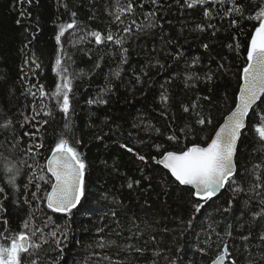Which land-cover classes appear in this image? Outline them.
Masks as SVG:
<instances>
[{
  "label": "trees",
  "instance_id": "obj_1",
  "mask_svg": "<svg viewBox=\"0 0 264 264\" xmlns=\"http://www.w3.org/2000/svg\"><path fill=\"white\" fill-rule=\"evenodd\" d=\"M127 2L119 0V6ZM239 2L245 5V16L258 6V0ZM117 6L118 0H32L30 5L26 0H0V123L12 119L18 133L22 131L20 113L32 110L33 98L26 89L43 84L50 92L56 83L52 64L58 49V25L72 19L78 23L62 38L64 49L75 61L70 70L90 73L95 60L89 59V54L94 58L104 55L98 74L73 81L78 88L68 138L88 164L87 198L70 216L51 211L44 202L39 207L33 202L30 209L23 204L22 195L30 170L22 167L16 180L18 191L14 192L0 160V187L8 194L6 200L0 194V205L7 209L0 212V218L10 221L12 232L20 230L26 218L31 226L47 223L45 233L57 231L64 251L60 252L54 242L44 245L38 257L41 264H63L65 256L68 264H171L173 259L178 264H211L225 244L230 252L225 264H264V241L260 239L264 217L253 219V213L261 208L259 197L246 206L250 194L234 196L226 186L212 200L203 202L204 208L196 213L192 189L174 183L170 174L152 160L157 155L155 144L179 151L194 143L206 146L210 142L235 105L256 22L241 20L232 27L230 20L240 19L236 14H227L232 0H209L192 8L184 0H160L156 8L150 0H137L134 15L122 17L123 23L114 22ZM205 9L210 11L209 17L204 16ZM22 11L30 15L21 17ZM150 11L157 13L156 27L147 34L138 32L137 26L147 23L144 14ZM129 25L132 34L126 35L123 29ZM91 31L103 35L111 31L123 37L126 62L121 63L118 46L95 45L87 35ZM81 36L83 41L77 42ZM177 51L182 55L174 60ZM34 59L41 65L35 74L31 63ZM110 70H118L119 76L110 74ZM106 84L111 91L102 92ZM98 97L107 103L87 104L89 98ZM262 101L264 96L251 110L237 146L236 180L245 189L253 182L249 171L252 166L264 164V150L253 128L259 123L257 112L264 111ZM35 103L39 107V98ZM44 103L50 108L54 105L47 99ZM185 107L190 111L185 112ZM200 116L210 118L211 124H197ZM57 121L59 131L63 126L59 115ZM182 130H187V136ZM173 134L179 137V143L167 140ZM7 135L0 133V155L20 166L23 152L11 150ZM54 139L49 135L47 144L50 146ZM27 143L25 137L24 145ZM121 144L134 151L128 152ZM136 153L145 155L147 161H139ZM48 155L50 147L41 149L37 162L43 165ZM130 180L139 184L129 189ZM42 188L50 191V184L42 183ZM35 190L34 184L27 189L28 193ZM17 197L20 206L13 202ZM229 200L233 201L232 207L225 212ZM228 231L231 236L226 235ZM244 236L248 239H242Z\"/></svg>",
  "mask_w": 264,
  "mask_h": 264
},
{
  "label": "snow or ice",
  "instance_id": "obj_2",
  "mask_svg": "<svg viewBox=\"0 0 264 264\" xmlns=\"http://www.w3.org/2000/svg\"><path fill=\"white\" fill-rule=\"evenodd\" d=\"M21 2L23 3L24 0H21ZM26 2L30 5L32 0H26ZM208 2L209 0H191V2L190 0H184L188 8ZM211 2L215 3L217 0H211ZM219 2L223 3L224 0H219ZM232 3L233 6L228 10L227 14L229 16L236 14L240 17V19L230 20L232 27L238 26L241 20L256 22L253 25L254 31L251 33L247 45V64L242 69V83L235 97V107L225 117L224 123L220 125L214 137L211 138L206 146L194 143L179 151H174L166 150L162 144H155L157 155H154L152 160L170 174L174 183L180 186H190L192 189L191 196L193 197L192 208L196 213H200L204 208L203 202L212 200L221 189L227 186L234 196L240 193L250 194L249 200L244 202L246 206L252 199L259 197L260 211L253 213V219H256L257 217H264V171H262L264 164H254L252 166L249 171L253 177V182L248 189H245L236 180L238 172L235 157L238 150V140L242 135V130L246 128V118L250 115V110H255L256 102L264 96V0H258L256 11L247 16L244 14V4L240 3L239 0H232ZM150 4L156 8L159 6L160 0H150ZM136 7L137 0H128L125 6H119L118 0V6L114 12V22L123 23L122 17L134 15ZM139 7L143 8L144 5L140 3ZM20 15L24 17L30 15V13L22 11ZM75 15V13H72L73 17ZM156 15V11L145 13L144 19L147 23L138 25L137 31L147 34L149 29L156 27ZM210 15V11L205 9L204 16L209 17ZM17 23L19 24L21 21L17 20ZM132 24H136L134 19ZM77 27L78 23L75 19L58 25V31L55 35L58 49L52 64V72L57 77L56 83L50 92L43 84H32L26 89L27 94L33 98V104L29 114L20 113L22 121L19 122V128L22 131L17 132L16 127H14L15 122L10 118L0 123V133H8L5 136V140L11 145V150L19 149L24 156L19 161L20 166H17L7 156L0 155V160L4 163V171L8 175L7 183L12 186L14 192L18 191L16 180L21 175L22 167H26L30 171L27 173L29 177L28 183L24 186L25 190L22 193L24 196L23 204L28 205L31 209L33 202L37 203V207H39L40 202H44L51 211L69 216L72 214L73 209H77L78 205L87 198L88 187V164L83 154L73 146L68 138L73 128L74 104L78 88L73 81L86 75L98 74L97 70L101 69V61L104 60L103 54L98 58H94L89 54V59L95 60L92 72L85 73L83 69L79 72L70 70L71 65L75 61L64 49L62 38L65 37L69 30H75ZM201 30H203L202 27ZM123 33L131 35V25L125 27ZM87 35L94 40L97 46L107 47L109 43L118 46L121 53V63L126 62L127 49L123 47V37H117L111 31L107 35H103L99 31H91ZM83 39L84 37L81 36L77 42L83 41ZM204 47L207 48L208 45H204ZM236 47L237 49L240 47L239 43H237ZM181 55L177 51L173 55V59L179 60ZM25 63L29 62L25 61ZM31 63L35 65V69L32 70L33 74H35L36 69H40L41 65L35 59ZM110 74L119 76V71L110 70ZM24 78L22 77V79ZM137 79L139 80V77ZM208 79H211V77H208ZM101 91H111V87L106 84ZM37 98H39V107L35 103ZM45 99L54 101V105L50 108L48 104L44 103ZM161 99L166 101L167 97L162 95ZM205 99L208 98L205 97ZM106 103L107 100L102 97L89 98L87 100L89 106ZM192 108H196L195 103ZM183 110L185 112L190 111L188 107ZM57 115L60 116L63 123L59 131L57 130L59 127ZM257 116L259 123L253 125V128L262 144V150H264V111L257 112ZM211 122L210 118L206 119L202 116L196 120V123L202 126L211 124ZM50 126L51 132H49ZM182 132L187 136V130H182ZM49 135L55 137L50 146L46 142ZM25 137L28 138L26 145H24ZM96 138L98 140L102 139L99 136ZM167 140L179 143V137L174 134L167 136ZM76 143L79 144L81 141L77 140ZM46 147H50V155L46 157L45 163L40 165L37 162V157L40 155V150ZM121 147L126 148L128 152L134 151L123 144H121ZM136 156L141 162H146L148 159L145 155H140L139 153H136ZM29 160H32L31 164L28 163ZM146 179L150 178L146 177ZM42 183L45 185L50 184L51 190L43 189ZM134 183L138 185L139 181L133 182L130 180L127 183V187L132 189ZM32 184L35 185L36 190L28 193L27 189ZM41 192L44 193L42 196L40 195ZM0 194H3V199H8V194L4 187H0ZM13 202L18 206L21 205L19 197ZM232 203L233 201L229 200L228 208L224 209L225 212L229 211ZM6 211L7 209L0 205V212ZM29 215L32 216V213L30 212ZM189 226H191V220L189 221ZM47 227V223L43 227L31 226V220L26 218L23 221L22 228L12 232L10 221L0 218V228L4 229L0 231V264H41L38 259L39 253L43 246L50 242H54L57 249L63 252V241L57 238V231L45 233L44 228ZM226 235L231 236V231L226 232ZM67 239V234H64V241ZM242 239L247 240L248 237L244 236ZM260 239L264 241V233L261 234ZM229 256V248L225 244L222 251L212 261V264H225V260ZM63 264H68L66 256L63 258ZM171 264H178V262L173 259ZM232 264H235V262L232 261Z\"/></svg>",
  "mask_w": 264,
  "mask_h": 264
},
{
  "label": "water",
  "instance_id": "obj_3",
  "mask_svg": "<svg viewBox=\"0 0 264 264\" xmlns=\"http://www.w3.org/2000/svg\"><path fill=\"white\" fill-rule=\"evenodd\" d=\"M241 83H242V82H241ZM238 92H239V91H238ZM237 94H238V93H237ZM262 97H263V96H262ZM262 97H261V98H262ZM259 101H260V100H258V101L256 102V105L258 104ZM234 107H235V105H234ZM234 107H233V108H234ZM254 107H255V106H254ZM231 111H232V110H231ZM231 111H230V112H231ZM230 112H229L225 117H227V116L230 114ZM250 112H251V110H250ZM247 118H248V117H247ZM247 118H246V121H247ZM224 119H225V118H224ZM224 119H223V121H222V123H221L220 125H222V124L224 123ZM219 127H220V126H219ZM219 127L217 128V130L219 129ZM217 130H216V131H217ZM243 130H244V129H243ZM243 130H242V131H243ZM216 131H215V133H216ZM215 133H214V135H215ZM214 135H213L212 137H214ZM239 140H240V139H239ZM239 140H238V143H239ZM238 143H237V146H238ZM49 175H50V174H49ZM183 187L190 188V186H183ZM190 189H191V188H190ZM50 190H51V189H50ZM222 190H223V189H221V190L217 193V195H218ZM217 195H216V196H217ZM216 196H215V197H216ZM213 198H214V197H213ZM60 214H62V213H60ZM225 263H226V260H225ZM211 264H212V262H211Z\"/></svg>",
  "mask_w": 264,
  "mask_h": 264
}]
</instances>
